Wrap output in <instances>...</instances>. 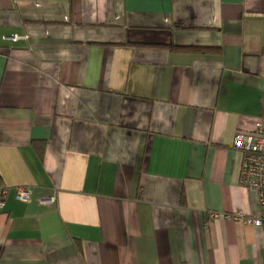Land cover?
Listing matches in <instances>:
<instances>
[{
	"label": "crops",
	"instance_id": "1",
	"mask_svg": "<svg viewBox=\"0 0 264 264\" xmlns=\"http://www.w3.org/2000/svg\"><path fill=\"white\" fill-rule=\"evenodd\" d=\"M258 121L264 0H0V264H264Z\"/></svg>",
	"mask_w": 264,
	"mask_h": 264
},
{
	"label": "built area",
	"instance_id": "2",
	"mask_svg": "<svg viewBox=\"0 0 264 264\" xmlns=\"http://www.w3.org/2000/svg\"><path fill=\"white\" fill-rule=\"evenodd\" d=\"M5 41L17 42L15 34L4 37ZM233 148L243 155L241 185L253 190L258 195L259 214L248 216L243 212L233 214L212 213L214 219L224 218L227 221L243 223L261 229L264 232V124L258 121L252 132L238 133L233 142ZM11 194V188L6 186L0 177V212L4 211ZM16 198L23 203L31 202V195L26 187L16 188ZM54 202V198L48 200ZM44 202V201H43Z\"/></svg>",
	"mask_w": 264,
	"mask_h": 264
},
{
	"label": "trees",
	"instance_id": "3",
	"mask_svg": "<svg viewBox=\"0 0 264 264\" xmlns=\"http://www.w3.org/2000/svg\"><path fill=\"white\" fill-rule=\"evenodd\" d=\"M178 49V48H176ZM179 50H188L191 51L195 54H220L221 50L219 48H214V47H188V48H183Z\"/></svg>",
	"mask_w": 264,
	"mask_h": 264
}]
</instances>
